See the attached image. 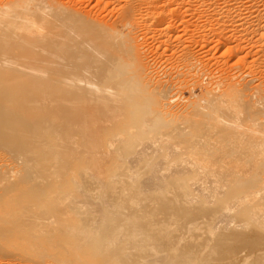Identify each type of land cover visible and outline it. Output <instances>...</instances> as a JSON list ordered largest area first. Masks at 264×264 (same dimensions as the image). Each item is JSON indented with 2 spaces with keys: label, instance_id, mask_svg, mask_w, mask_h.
<instances>
[{
  "label": "bare ground",
  "instance_id": "obj_1",
  "mask_svg": "<svg viewBox=\"0 0 264 264\" xmlns=\"http://www.w3.org/2000/svg\"><path fill=\"white\" fill-rule=\"evenodd\" d=\"M63 1L0 0V264H264L262 82L219 70L175 102L138 80V50V78L120 62L124 25ZM249 1H204L230 54L229 36L264 40Z\"/></svg>",
  "mask_w": 264,
  "mask_h": 264
},
{
  "label": "rangeland",
  "instance_id": "obj_2",
  "mask_svg": "<svg viewBox=\"0 0 264 264\" xmlns=\"http://www.w3.org/2000/svg\"><path fill=\"white\" fill-rule=\"evenodd\" d=\"M53 1V2H52ZM60 1H63V0H60ZM59 0H49V2L52 4V6H57L60 2ZM69 1V2H68ZM73 1V2H72ZM81 1V0H80ZM79 0H71L72 3H70V0H67V1H63L62 3H64L65 5H67V3L69 4H74L76 3V7L74 5H69L70 7L73 6V8H79L81 11L83 8H86V10L89 12L88 13V16H89V19H92L94 16L95 17H99L100 16V22L101 24H103V22H105L107 25L109 24L110 25H113V26H110V28H112V30H114L116 27L117 24H120L121 27L124 25L126 26L124 28H122V31L120 29V25L117 26L118 28V32L121 30L122 32L124 33H118V38L122 35V37L124 38L125 36L127 38H124L123 39V45L121 46L122 47V50L124 48L125 52L122 51L125 55H129L131 56V53L133 54V58L130 57L131 60L134 59V55H136V53L132 52V51H136L138 50V54L139 55H136L138 58L141 57L140 55L144 56V57H141V60L144 61V64H143V61L142 63L140 62V60L138 61L137 60V64L139 63V65L142 67L143 65H146L145 67V70H144V67H142V69L140 68L139 71L137 70L140 66L138 65V68H137V65L135 66L136 63L132 64L131 63V60H129V56L127 55L126 57L123 55V57L125 58H121L120 59V62L122 61L123 64H127V66H125V68H128L129 67V70L131 69H134L135 72H141L142 73V70L150 72L148 73V75L146 76V74L142 76V74L140 75V77L138 76L140 73H135L134 70H132L133 73H131L132 75H130L132 78L136 79L138 78V80L140 81L141 80V84H146L145 82H147V84H149L151 87L152 86H156L158 84H154L153 82H160L159 85H166L167 87H169V95L170 93L173 92V94H171L170 97L173 96V99H175L176 97V100L175 102H177L180 98L182 99L185 98V99H188V98H193V95L195 94L196 96H198L201 92H205V89H211L214 84L213 82H216V80L220 79L219 76L217 75H220L221 73L220 72H223L225 74H228L229 77L232 78H235L233 80L236 81H245L247 82L246 79H251L249 82H248V85H250L249 87H254L256 85L259 84V82H262V85H258L260 87V90L263 89L264 91V40H261L258 42V40H255L254 42L257 43L254 44V42H252V40H244V39H236V37L234 36H227L229 35L231 32H227L226 36L228 37L227 39V46H230L233 48L232 50V53L230 54V52H226V45H220L217 41L218 39V32H214L216 30L214 29H218L217 26L215 25L214 27H211V25L209 24V22L205 21L206 19H208V13L211 11V9L209 8V12L207 11L206 9V3L204 2L205 0H165L167 3H165V1H162V0H158L159 2H157L156 0H141V2H139L138 0H89L87 2V0H85L87 3L84 2V0H82L80 2ZM145 1V2H144ZM147 1V2H146ZM155 3H154V2ZM181 1L183 2L181 4ZM251 1V2H250ZM249 3L246 5V7H241V5L239 3H237V5L239 4V8L240 11H243L244 13L246 12L248 16H254V15H257L258 13V10L259 12L262 14V16L264 17V0H250ZM66 2V3H65ZM143 2V3H142ZM154 4H153V3ZM157 2V3H156ZM163 2V5L162 3ZM172 2V3H170ZM202 2V3H201ZM84 3V4H83ZM142 4L143 6L139 5L137 6V4ZM146 3V4H145ZM152 4L153 6H149L148 7V4ZM170 3V4H168ZM179 3V4H178ZM187 3V4H186ZM205 3V4H204ZM255 3V4H254ZM260 3V4H259ZM78 4H81L80 6ZM156 4V5H155ZM158 4H159V7H158ZM161 4V5H160ZM178 4V5H177ZM189 4V5H188ZM259 4V5H258ZM62 5V4H61ZM77 5L79 7H77ZM254 5V6H253ZM256 5V6H255ZM83 6V7H82ZM141 6V7H140ZM162 6H163V9H162ZM261 6L263 8H261ZM139 7V8H138ZM151 7H154L155 10L157 9V11L154 10V8H151ZM259 9H258V8ZM74 8V9H75ZM146 8V10L144 9ZM150 8V9H149ZM244 8V10H242ZM252 8V9H251ZM138 9V10H137ZM150 10V11H147ZM161 11H160V10ZM206 9V10H205ZM258 9V10H257ZM85 10V9H83ZM90 10V11H89ZM92 10V11H91ZM140 10V11H139ZM142 10V11H141ZM155 13H153L154 11ZM167 10V11H166ZM249 10V11H248ZM261 10V11H260ZM87 11H85L87 13ZM141 12L142 14H139L137 12ZM160 11V12H159ZM207 11V12H206ZM254 11V12H253ZM82 12V11H81ZM163 12V13H162ZM202 12V13H201ZM83 14H85V16L87 17L86 13H84V11L82 12ZM92 13V16L91 14ZM121 13V15L119 14ZM148 13V14H147ZM150 13V14H149ZM158 13V14H157ZM164 14L160 16V14ZM166 13V14H165ZM250 13H252L250 15ZM259 13V14H260ZM90 14V15H89ZM111 14H112V17H111ZM138 14V16H137ZM152 14V15H151ZM154 14L158 17L157 20H160V22L156 23L154 21H156V16H154ZM211 14V12H210ZM209 14V15H210ZM94 15V16H93ZM107 15V16H106ZM109 15V16H108ZM145 15V16H143ZM149 15V17L147 16ZM167 15V16H166ZM206 15L208 17H206ZM92 18H91V17ZM106 16V17H105ZM122 16V17H121ZM144 18H143V17ZM163 16V17H162ZM259 16V15H258ZM104 17V18H103ZM109 19H108V18ZM160 17V19H159ZM162 17V18H161ZM168 17V18H167ZM104 20H103V19ZM115 18V19H114ZM138 19V21L136 19ZM140 18V19H139ZM147 18V19H146ZM155 18V19H154ZM164 18V19H163ZM165 18H167V21L165 20ZM95 20H98V18H93L92 21ZM107 21H106V20ZM121 21H120V20ZM142 19V20H141ZM153 20V21H150ZM103 22H102V21ZM141 20V21H140ZM146 20V21H144ZM149 20V21H148ZM162 21V22H161ZM164 21V23H163ZM262 21V24H264V21L263 19L261 20ZM97 21L94 22V23H98ZM108 22V23H107ZM138 22V23H137ZM149 22V24H148ZM152 22V23H151ZM154 22V23H153ZM205 22L208 23L207 26H205ZM136 23V24H135ZM160 23V24H159ZM105 24V25H106ZM126 24H128L129 26H127ZM154 24V25H152ZM159 24V25H158ZM167 24L170 26V28L167 26ZM133 25V29L130 31V28L132 27ZM161 28V32L159 30V28ZM151 28H149V27ZM154 26V27H153ZM129 27V28H128ZM163 27V28H162ZM164 27H168L167 29L164 28ZM208 27H211V28H208ZM127 28V30H129V33L131 34H126L128 33V31L126 30L125 32V29ZM154 30H153V29ZM96 28H94V31H95ZM158 29V30H157ZM162 29H164L162 31ZM209 30V31H208ZM116 31V30H115ZM134 33H133V32ZM169 31V32H168ZM212 31V32H211ZM97 32H99V36L95 35L96 34V31L93 32V34L97 37H102L100 34V30L98 31L97 29ZM207 32V33H206ZM146 33V34H145ZM162 33V34H161ZM206 33V35H205ZM235 33V31H234ZM104 34V33H103ZM114 34H116L114 32ZM123 34H126L123 36ZM138 34V35H136ZM144 34V36H143ZM163 34H165V36H163ZM168 34V35H167ZM202 34V35H201ZM216 34V35H215ZM233 34V33H232ZM237 34V32H236ZM105 35V34H104ZM120 35V36H119ZM133 35V36H132ZM214 35V36H213ZM238 35V34H237ZM132 36V37H131ZM134 36H142V39L141 37H134ZM163 36V37H162ZM205 36V37H204ZM121 37V38H122ZM131 37V39H130ZM212 37V38H211ZM105 37H103L102 40H104ZM110 38V37H109ZM118 39L119 41L122 39ZM132 38H135L134 41L136 44H134V46L138 45L139 47L141 45H143L141 48L139 47H132L133 45H131L130 41H132L133 39ZM139 38V39H138ZM203 38H206V40H208V42L206 41V43L203 41ZM210 38V39H209ZM101 39V38H100ZM108 39L107 37L105 38V40ZM130 39V40H129ZM138 39V41H137ZM212 39V40H211ZM128 43H127V41ZM145 40V41H144ZM222 40V39H220ZM230 40V41H229ZM238 40V41H237ZM241 40V41H240ZM119 41H116V42H119ZM120 41V42H121ZM214 41V42H213ZM217 43H216V42ZM249 41V42H248ZM263 41V42H262ZM230 42V43H229ZM252 42V43H251ZM128 45H127V44ZM205 43V44H204ZM126 44V45H125ZM140 44V45H139ZM230 44V45H229ZM233 44V45H232ZM131 47H130V46ZM263 45V46H262ZM128 46V48H127ZM252 46V48H251ZM260 46V47H259ZM144 47V49H143ZM184 47V48H183ZM258 47V48H256ZM130 51L129 52H126L128 50ZM132 48V49H130ZM134 48V49H133ZM183 48V49H182ZM215 48V49H214ZM136 49V50H135ZM141 49V50H140ZM186 49V50H185ZM249 49V50H248ZM261 49V50H260ZM140 50V51H139ZM143 50V51H142ZM182 50L184 52H182ZM189 51V52H187ZM225 51V53H224ZM252 52V53H251ZM262 52V53H261ZM141 53V54H140ZM143 53V54H142ZM181 53H183L184 55H182ZM188 53V54H187ZM223 53L225 55H223ZM260 53V54H259ZM229 54V55H228ZM182 55V57L180 56ZM191 58H190V56ZM228 55V57H227ZM187 56V57H186ZM186 59H184V58ZM188 57L189 59L193 60H188ZM182 58V60H181ZM195 59V61H194ZM197 59V60H196ZM199 59V60H198ZM126 60V61H125ZM188 60V62H187ZM227 60V61H226ZM243 60V61H242ZM128 61V62H127ZM134 61V60H133ZM132 61V62H133ZM184 61V62H183ZM256 61V62H255ZM121 62V63H122ZM147 64H146V63ZM186 62V63H185ZM194 62V63H193ZM199 62V63H198ZM204 62V63H203ZM223 62V63H222ZM130 63L132 64V66H130ZM143 65H141V64ZM184 63V64H183ZM187 63H188V66H187ZM192 65H191V64ZM203 63V64H201ZM129 64V65H128ZM182 64L184 66H182ZM190 65L192 66L193 68V65H194V68L192 70V68H190ZM199 65V66H197ZM150 68H149V67ZM202 66V67H200ZM204 66V68H203ZM206 66V67H205ZM235 66V67H234ZM133 67V68H131ZM188 67V68H187ZM198 67H199V70H198ZM241 69H240V68ZM131 68V69H130ZM149 68V69H148ZM207 68V69H206ZM183 69H186V70H183ZM190 69H191V72H190ZM201 69V70H200ZM202 69H206V71L208 70L209 72H211V75L209 74L208 78L205 79L204 77V70ZM221 69H223V71H221ZM225 69V70H224ZM128 70V69H127ZM154 72H153V71ZM195 70V71H194ZM220 70V72H218ZM189 73H188V72ZM200 74H199V72ZM234 71V72H233ZM158 74H156V73ZM197 72V73H196ZM147 73V72H146ZM154 73H155V76L157 77H153L154 76ZM176 73V74H175ZM178 73V75H177ZM180 73V74H179ZM183 73H185L183 75ZM203 73V75H202ZM232 73V76L230 75ZM251 73V75H250ZM174 74V75H172ZM182 74V75H181ZM187 74V76H185ZM190 74V75H188ZM193 74V76H197L196 78L191 75ZM197 74V75H195ZM234 74V75H233ZM241 74V75H239ZM152 75V76H151ZM161 77L160 79L158 78V76ZM170 75V77H169ZM201 75V76H199ZM224 74H222V78L224 77L223 76ZM243 75H246V76H243ZM134 76V77H133ZM136 76V77H135ZM149 76V77H148ZM165 76H166V79H165ZM168 76V77H167ZM175 79H173L172 78ZM181 76V77H180ZM184 76V77H183ZM190 76V79L189 77ZM191 76L193 79V81H191ZM210 76H212L210 78ZM217 76V77H216ZM252 76V77H251ZM255 76V77H254ZM142 77H147L146 79L142 78ZM153 79H152V78ZM187 77V78H186ZM199 77V78H198ZM241 77V80H239ZM246 77V79H245ZM144 80H142V79ZM150 78V79H148ZM157 80H156V79ZM169 78V80H168ZM179 78V79H177ZM181 78V79H180ZM204 78V79H203ZM259 78V79H258ZM162 79V80H161ZM164 79V80H163ZM185 79L187 81V79L189 80L188 82H185ZM209 79V80H208ZM245 79V80H244ZM254 79V80H253ZM150 80V81H148ZM155 80V81H153ZM160 80V81H158ZM168 80V81H167ZM172 82H171V81ZM178 82H177V81ZM180 80V82H179ZM184 80V81H183ZM213 80V81H212ZM258 80V81H257ZM164 81V82H163ZM183 81V82H182ZM150 82V83H149ZM163 82V83H162ZM172 84H171V83ZM176 82V85H178L179 87H177L176 85H174ZM185 82V84H184ZM212 82V84H211ZM257 82V83H255ZM140 83V82H139ZM170 83V84H169ZM187 83V84H186ZM254 83V84H253ZM154 84V85H153ZM169 84V86H168ZM180 84V85H179ZM190 84V85H189ZM251 84L253 86H251ZM147 85V86H149ZM172 85V86H170ZM174 85V87H173ZM183 85V86H182ZM193 85V86H192ZM146 86V85H145ZM182 86V87H180ZM189 86V87H188ZM172 87V88H170ZM178 89H177V88ZM180 88V89H179ZM262 88V89H261ZM187 89V90H186ZM192 89V90H191ZM173 90V91H172ZM200 90V91H199ZM175 91V93H174ZM262 91V93L260 94H264ZM178 92V93H177ZM261 92V91H260ZM175 94V96H174ZM179 95V96H178ZM180 97V98H178ZM195 99V97H194ZM262 102L264 103V101L262 100ZM264 107V106H263ZM262 118V117H260ZM264 121V117L263 119H261Z\"/></svg>",
  "mask_w": 264,
  "mask_h": 264
}]
</instances>
